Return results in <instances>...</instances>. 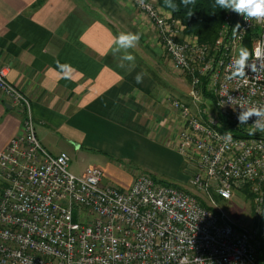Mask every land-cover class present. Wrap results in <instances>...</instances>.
I'll return each mask as SVG.
<instances>
[{
	"label": "built area",
	"instance_id": "1",
	"mask_svg": "<svg viewBox=\"0 0 264 264\" xmlns=\"http://www.w3.org/2000/svg\"><path fill=\"white\" fill-rule=\"evenodd\" d=\"M154 24L174 67L188 77L189 99L173 98L181 120L176 150L194 166L190 185L139 172L128 188L103 183V170L70 169L37 136L29 97L0 68V96L22 114L18 135L0 151V264H264V132L249 135L240 105L264 104V22L230 10L213 45L183 33L157 0H131ZM253 52L244 79L230 65ZM217 114L210 113L209 103ZM248 186L253 227L234 222L217 200Z\"/></svg>",
	"mask_w": 264,
	"mask_h": 264
},
{
	"label": "crops",
	"instance_id": "2",
	"mask_svg": "<svg viewBox=\"0 0 264 264\" xmlns=\"http://www.w3.org/2000/svg\"><path fill=\"white\" fill-rule=\"evenodd\" d=\"M121 31L141 34L131 70L110 51ZM57 60L70 65L69 79ZM0 68L29 97L43 146L102 159L104 184L128 188L149 172L130 170V159L164 152L166 144L176 150L182 123L171 100H188L189 86L178 81L154 24L131 0H0ZM21 128L22 114L0 96V151ZM115 167L129 177L115 178Z\"/></svg>",
	"mask_w": 264,
	"mask_h": 264
},
{
	"label": "clouds",
	"instance_id": "3",
	"mask_svg": "<svg viewBox=\"0 0 264 264\" xmlns=\"http://www.w3.org/2000/svg\"><path fill=\"white\" fill-rule=\"evenodd\" d=\"M138 2L141 5L144 4V0H138ZM194 3L195 0H181V4L184 7ZM164 6L172 12L180 9V5L176 4L174 0H164ZM214 7L241 14L248 20L264 22V0H215ZM140 38V33L131 31H121L112 38L110 51L118 59L121 68H124L126 64L129 70L135 67V56L130 50L138 46ZM254 54L257 59L264 58V50L260 47L255 48ZM252 55L253 52H250L247 47H241L238 50V55L230 65L231 78L244 79L247 76L246 69L255 70L256 65L250 63ZM56 66L62 73L63 78H70V65L62 64L57 60ZM143 75V73L136 75L137 83H142ZM240 108L242 111L239 112L237 117L240 124H247L250 118L256 117L254 123L249 127L251 129L249 135H253L256 132H264V104L250 103L248 106L240 105Z\"/></svg>",
	"mask_w": 264,
	"mask_h": 264
},
{
	"label": "rangeland",
	"instance_id": "4",
	"mask_svg": "<svg viewBox=\"0 0 264 264\" xmlns=\"http://www.w3.org/2000/svg\"><path fill=\"white\" fill-rule=\"evenodd\" d=\"M166 57L170 59L167 54ZM174 69H176L174 71L177 74L178 81L182 78L184 80L183 84L190 87V82L188 77L182 74L177 68L174 67ZM172 76L174 77L176 75L173 74ZM180 81L182 82V80ZM184 85L182 86L183 88H185ZM209 109H210V113L213 116L214 114H217V111L214 105L211 104V102L209 103ZM164 149H165L164 152L153 153V155H149V156L147 155L145 157L137 156L138 158L130 159L133 162H131L132 163L131 165L129 164L128 168L130 170H136L135 172L141 170V168L147 169L149 170V172L148 171L146 172L145 170L144 173L151 174V176L153 177L155 176L159 180L163 179V182L170 184L175 183L177 185L195 191V189L189 183L190 178L192 177V172L194 170L193 164L185 163L184 158L177 152V150L175 149L173 150L170 146H168V144H166ZM85 152L87 151H81L78 153L70 154V156L68 155L70 159L71 171L74 172L75 174H80L85 167L90 165L99 166L103 170L105 165L101 161L102 159L99 158L96 159L95 157H93L92 154ZM117 163L120 164L121 163L120 160ZM115 168L116 169H113L112 172V175L115 176V178L128 176L126 175L127 173L125 172L131 173L130 170L128 171L126 170L127 168L125 170H121V168H117V167ZM108 178L110 177L108 176ZM115 178L114 180L113 178H110L112 179V181L110 182L117 185L116 184L117 180ZM103 181L106 182L105 178H103ZM250 198L248 197L247 194L236 191L231 200L229 201L217 200V202L228 213L229 217L234 222L246 227H253L255 222L253 219L254 217L252 214V201Z\"/></svg>",
	"mask_w": 264,
	"mask_h": 264
},
{
	"label": "trees",
	"instance_id": "5",
	"mask_svg": "<svg viewBox=\"0 0 264 264\" xmlns=\"http://www.w3.org/2000/svg\"><path fill=\"white\" fill-rule=\"evenodd\" d=\"M174 2L180 5V9L176 12H172L170 9H167L164 6V0H157L158 5L162 9L170 12L174 19L180 21L184 27V34L196 36L198 42L201 44H214L224 24V16L227 13V10L214 7L215 0H195V3L189 5L188 7H184L181 4V0H174ZM249 44L250 42L247 38L245 46L250 51L251 44L250 46ZM240 191L241 193L247 194L249 198L251 197L248 186L245 185ZM259 254L260 261H263L264 248L260 250Z\"/></svg>",
	"mask_w": 264,
	"mask_h": 264
},
{
	"label": "water",
	"instance_id": "6",
	"mask_svg": "<svg viewBox=\"0 0 264 264\" xmlns=\"http://www.w3.org/2000/svg\"><path fill=\"white\" fill-rule=\"evenodd\" d=\"M8 107H11V106L8 105Z\"/></svg>",
	"mask_w": 264,
	"mask_h": 264
}]
</instances>
